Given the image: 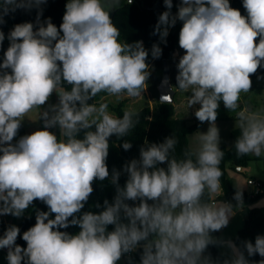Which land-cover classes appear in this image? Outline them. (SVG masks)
Returning a JSON list of instances; mask_svg holds the SVG:
<instances>
[{"label":"clouds","instance_id":"9594fccd","mask_svg":"<svg viewBox=\"0 0 264 264\" xmlns=\"http://www.w3.org/2000/svg\"><path fill=\"white\" fill-rule=\"evenodd\" d=\"M45 2L0 0V24L17 8L39 9ZM164 4L168 10L160 14L153 34L166 43L169 28L177 20L183 22L179 47L185 54L177 64V88L191 93L188 108L199 105L195 117L210 126L206 133H197L198 146L179 159L174 154L176 137L142 147L140 159L124 166L128 179L123 188L120 173L113 172V202L105 200L98 214L84 212L79 218L75 214L87 203L94 180L109 177V137H124L139 122V112L132 108L119 118L109 112L107 102L89 101L101 93L142 96L150 76L149 53L142 41L129 44L120 39L110 12L121 0H68L59 29L50 18L40 22L41 10L36 30L26 22L8 34L10 45L0 63V215L19 218L35 200L49 209L37 211L35 225L23 233L26 248L16 244L20 229L15 225L0 237V249H8V264H117L138 247L141 264H213L204 255L210 244L231 249L232 259L224 264H249L232 241L211 235L235 214L233 204L217 200L225 153L215 121L222 101L236 113V155L264 156V106H241L242 94L252 87L250 76L264 67V0H243L246 16L229 0H181L175 15L172 0ZM4 39L0 31V45ZM161 54L154 44L152 57ZM53 93L59 102L41 111ZM170 97L161 100L170 102ZM35 110L43 130L13 144L21 122ZM57 126L59 140L49 131ZM122 147L129 150L132 145L125 142ZM164 163L166 169L158 167ZM234 199L242 208L241 191ZM70 225L81 230L76 235L59 230ZM109 225L115 226L113 231H107ZM243 249L248 256L264 257V236L258 235L254 244L243 242Z\"/></svg>","mask_w":264,"mask_h":264},{"label":"trees","instance_id":"16d2710c","mask_svg":"<svg viewBox=\"0 0 264 264\" xmlns=\"http://www.w3.org/2000/svg\"><path fill=\"white\" fill-rule=\"evenodd\" d=\"M68 0H46L45 3L40 5V8L32 7L30 10L24 8H17L14 12H9L8 15L4 16V23L0 24V31H3L5 39L0 45V63L3 62L4 52L10 45L8 40V34L13 30L14 26L17 24H22L26 22H31L34 25V30H36L39 25L36 23L38 11L42 10V15L40 16V22L44 23L49 18L51 22L59 29V26L63 22V15L65 13V6ZM173 7L171 12L177 11L181 5V0H172ZM230 6L234 9H238L242 15L246 16L247 12L243 7V0H230ZM168 9L165 7L164 0H132L129 4L126 0L121 6L110 12L111 19L114 25L120 30V39L125 43H135L137 41H142L144 48L148 51L149 55L146 63L148 65L153 64V68L157 67L159 64L163 66V60L167 59L170 70H171V81L177 87L176 76L178 74L177 64L179 59L174 57V53L179 48V32L182 25L171 31L166 37V43L160 40L159 34H153L155 26L158 22L160 14ZM62 34V33H61ZM259 39H257V43ZM154 44L159 45L162 50V54L158 59H154L151 55V49ZM10 71V70H8ZM153 87L156 89L158 85V80L155 78L153 73ZM264 78V67H260L257 73L252 74L250 79ZM65 88L70 90L69 85H64ZM186 96L190 93L185 94ZM185 96V97H186ZM107 95L105 93L99 94L89 103H99L101 100L107 102ZM122 101L113 107L114 114L119 118H122L123 111ZM139 112L138 123L129 132L128 135L124 137H117L112 135L109 137V154L106 159V164L109 170V177L103 181L99 179L94 180L92 187L93 192L90 194L87 203L84 208L81 209L80 213L75 214L77 218L83 215L84 212H93L98 214L103 210V204L105 200L112 203L116 196V185L111 183V177L114 171L119 172L118 184L123 188L128 179V174L124 171V166L128 164L133 159H140V149L150 144H160L165 141L166 138L176 137L178 143L175 148L176 157L182 158L183 153L186 150H193L189 145V134L195 131L199 126L204 124L198 119L191 122L193 117L181 115L176 116V108L174 102L161 103L160 101L155 106L151 108L149 105H145L142 108L136 110ZM91 130H95V127ZM18 131H22V126ZM240 135L239 130L235 127L231 130L230 136L232 139V144L229 147L222 145L220 149L225 153L224 158L220 164L221 171L223 172L220 178L222 186V195L217 197V199L225 200L228 203L233 204L234 209H236L237 202L234 199L235 193L237 192L232 181L226 174V164L229 162L232 167H244L251 156L238 157L235 150V141ZM84 136V131H81L77 138L82 139ZM129 142L132 147L129 150H124L122 147L123 143ZM2 155V153H0ZM158 167L167 168V163L160 164ZM261 182V186L254 193H243L244 201L254 202L256 199L264 195V182L261 179H257ZM130 206H136L139 201H126ZM152 203V201H148ZM99 204L100 207H96ZM244 204V203H243ZM37 211H49L47 205L42 201L35 200L32 205L29 206L23 215L19 218L11 216V221L8 225H15L20 229V234L17 237L16 244L22 248H26V242L22 239V235L25 231L35 225L36 223V213ZM55 214H50L49 218L54 219ZM72 218L70 217L69 220ZM127 222V221H125ZM7 225L4 216L0 215V233H4L7 230ZM114 225L107 226V231H113ZM60 231H65L70 235H76L81 230L78 225H70L68 228L59 229ZM212 237L219 241L218 231L211 233ZM264 236V205L263 206H253L245 219L244 226L238 231L235 236V240L238 247L244 251L245 258L248 260L249 264H259L264 257L259 254L253 256H248L246 250L243 249V242L250 241L255 243V238L257 236ZM220 244H210L206 249L204 255L210 258L221 259L222 255L219 250ZM142 247H138L136 251L132 252L128 264H141ZM23 264V262H22ZM124 264V263H117Z\"/></svg>","mask_w":264,"mask_h":264},{"label":"rangeland","instance_id":"374dc122","mask_svg":"<svg viewBox=\"0 0 264 264\" xmlns=\"http://www.w3.org/2000/svg\"><path fill=\"white\" fill-rule=\"evenodd\" d=\"M126 0H121V4L124 3ZM177 12L174 11L172 12L173 15H175ZM182 21L177 20L175 26L169 28L170 31H173L177 28H179L182 25ZM179 47V46H178ZM185 54L184 50L181 49L180 47L178 48V53L175 55V58L180 59ZM179 61V60H178ZM149 72L150 76L149 79L146 81L147 87L146 89L142 92V96L137 97V98H129L122 96L120 98L117 97H107V103L109 105V112L111 114H114L113 107L116 106L119 102L122 101L123 108H132L134 110H138L142 108L145 105H149L151 108H155V106L159 102V92L158 88L153 87V73L155 74V78L158 80V85L162 79V73H163V66L158 65L157 67L153 68V64L149 65ZM256 78L252 80L253 86H256L257 84ZM174 89L176 90L175 96H174V105L176 108V116H181V115H186L188 113L193 114V119L191 122H194L197 120L195 117V111L200 107L199 105H196V107L192 106V111L188 110L187 106V100H188V95L186 96L185 92H181L176 85L172 82ZM157 85V87H158ZM186 96V97H185ZM59 102V98L56 93H53L52 96L50 97L49 101L41 106V111L47 110L49 105H54ZM98 104V103H97ZM194 109V111H193ZM216 126L219 129V135H220V144L219 147L222 145L229 147L232 144V139L230 136L231 129L235 126V122L231 120H221L217 119L215 121ZM22 126V131H18L17 136L14 137V140L12 141L13 144H15L21 137L25 135H30L34 131L37 130H43L44 128V123L43 120L39 118V110H35L31 113L28 114L27 117L24 118V120L21 122ZM209 122H206L199 126L195 131L189 134V145L190 147L194 150L198 146V139H197V133H206L208 128H209ZM49 131L53 132L58 140L61 138V133L59 127H53L49 129ZM226 174L232 181L233 185L235 186L236 190H239L242 192V196L244 192L247 193H254L256 191L255 185L249 184L248 179L250 177L254 179H261L264 182V159L260 158H251L248 163L243 167L242 170H237V168H234L231 166L229 162L226 164ZM216 199V198H214ZM218 201L226 202L225 200L222 199H217ZM244 207H236L234 209L235 214L233 217L230 219L229 224L222 228L221 230L218 231V239L219 241H232L235 245L238 244L236 240L234 239L235 236L238 234V231L241 227L244 226L245 219L248 215L249 210L253 206H263L264 205V195L256 199L253 203L244 201ZM4 216L7 224L9 225L11 221V216L10 215H2ZM2 237V236H1ZM219 252L222 255L221 259H215V258H210L213 262V264H218L224 262L226 260H231L232 259V252L231 249H229L226 245L220 244L219 247ZM7 250L6 249H0V264H8L7 261ZM209 257V256H208ZM124 258L122 256L121 260L118 261L117 263H123Z\"/></svg>","mask_w":264,"mask_h":264},{"label":"crops","instance_id":"0c3cea01","mask_svg":"<svg viewBox=\"0 0 264 264\" xmlns=\"http://www.w3.org/2000/svg\"><path fill=\"white\" fill-rule=\"evenodd\" d=\"M230 2V0H229ZM178 12V10L176 11ZM170 31V29H169ZM178 53V48L177 50L175 51L174 53V57L175 55H177ZM256 80L258 81L257 84H255L256 86H253L254 84H252V87L250 89V92L249 93H246V94H242L241 96V101H242V104L241 106H249L253 109H257V108H260L262 106H264V78H256ZM109 97V96H107ZM106 97V98H107ZM127 97V96H125ZM194 107H196V105H194ZM188 110L192 111V107L191 108H188ZM194 111V109H193ZM217 119H223V120H231L233 122H235V126L233 128L236 127V113L235 112H230L228 109H226L224 107V104L222 101L219 102V107L217 109ZM186 116H193V114H186ZM206 123V122H205ZM232 130V129H231ZM251 158H260V159H264V156H261V157H255V156H252L250 155ZM243 167H237V170H242ZM245 205L243 204V207ZM5 219V218H4ZM6 222V220H5ZM6 225L8 227V224L6 222ZM4 233H0V237L3 236Z\"/></svg>","mask_w":264,"mask_h":264},{"label":"water","instance_id":"95a60500","mask_svg":"<svg viewBox=\"0 0 264 264\" xmlns=\"http://www.w3.org/2000/svg\"><path fill=\"white\" fill-rule=\"evenodd\" d=\"M157 88H158V92H159V101L161 103L172 104L174 102V96H175L176 90L174 89L172 81H171V70H170L167 59L163 60L162 79H161ZM164 95L171 96L170 102H165V101L161 100V97Z\"/></svg>","mask_w":264,"mask_h":264},{"label":"built area","instance_id":"2783aa9c","mask_svg":"<svg viewBox=\"0 0 264 264\" xmlns=\"http://www.w3.org/2000/svg\"><path fill=\"white\" fill-rule=\"evenodd\" d=\"M128 1V0H127ZM248 183L249 184H252V185H255V189L257 190L260 186H261V182L260 181H258L257 179H254V178H252V177H250L249 179H248ZM243 203H244V199H243ZM6 249V248H5ZM7 251H8V249H6ZM131 254H132V252L131 253H128V254H125L124 256H123V258H124V264H128V261H129V259H130V256H131ZM218 264H222L221 262L220 263H218Z\"/></svg>","mask_w":264,"mask_h":264}]
</instances>
